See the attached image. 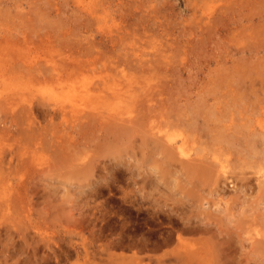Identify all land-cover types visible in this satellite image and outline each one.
<instances>
[{
  "label": "rangeland",
  "instance_id": "rangeland-1",
  "mask_svg": "<svg viewBox=\"0 0 264 264\" xmlns=\"http://www.w3.org/2000/svg\"><path fill=\"white\" fill-rule=\"evenodd\" d=\"M66 55L85 63L81 80L122 87L127 98L98 107L132 114L141 130L76 125L67 153L49 132L10 177L25 123L0 112V193L12 194L0 196V264H264L253 244L264 240V153L242 145L264 139V0H0V100L11 96L16 110L23 97L42 101L56 83L22 77L20 59L48 67L46 57ZM152 126L190 155L170 160ZM200 147L217 166L199 179L180 162Z\"/></svg>",
  "mask_w": 264,
  "mask_h": 264
},
{
  "label": "bare ground",
  "instance_id": "bare-ground-1",
  "mask_svg": "<svg viewBox=\"0 0 264 264\" xmlns=\"http://www.w3.org/2000/svg\"><path fill=\"white\" fill-rule=\"evenodd\" d=\"M91 4L93 5V3ZM59 58H61L60 61L57 60L56 56L46 57V60L49 61L48 67L47 65L33 66L31 63L32 62L31 59L27 57L25 58L22 57V59H20V61L24 64L23 65L24 69H19L17 73H20L22 77L25 78L27 76V79H34L39 82L45 81V82H55L56 83V86H55L56 88L46 93L47 95L45 94L44 97H42V101L35 102L32 96L23 97L25 104L20 109L16 110V108L18 107H14V103H12L13 98L11 96L9 97L4 96L3 99L0 100V112L4 113L5 115L4 118L8 117L7 115L10 114V119L12 121L15 120L16 116H18L21 123L23 124L25 123V125L19 124L16 127V131H18V134L20 135L17 140L20 143L22 142L24 143V146H25L24 148L26 152H22L20 148L17 149L18 151L11 149L12 153L10 154L11 157L9 158L10 165L7 166V169L9 168V170H7L6 174L4 173L5 170L1 172L5 174L6 176L11 177L12 173L15 172V168H18V166L25 165V160L26 158L28 159V155H26L27 152L31 151L33 153H36L40 149L41 150L44 149L45 143L47 142L46 135L47 134L49 135V132L52 134L50 140L52 141L51 147L54 146L53 150L58 151L59 153H67L68 147H70L68 143L73 142V135L71 133V129L75 127L76 125H78L79 128H82V129L86 127H94V129L96 130L105 132L104 134H110L116 137L132 136L136 132H139V130H141L140 129L141 124L139 123V120L135 115L134 116L136 118L132 117V114L129 115L128 118H124L123 116L119 114L116 115L111 112H106V110L102 111L98 107L100 104H106L108 101L104 103L103 100L106 101L108 97L116 98L117 96L118 99L117 98L116 99L119 102L124 100L125 97L127 98V96L124 94V89H122V87L118 88L115 91H112L111 93H107L105 90V88L108 89L106 81H103L101 83H97L96 85H94L95 83L89 84V82H85L81 80V76L85 75L84 72L86 71L85 63L82 60L77 61L71 55L60 56ZM9 78L11 79L12 77L8 76L7 79ZM102 84L104 85L101 86ZM136 98L137 97L135 96L133 99L136 101ZM91 100L92 102H90ZM89 102L93 104H90ZM42 115L49 117V121L57 118L58 126H52V128L49 130L46 127V125L42 124L41 120H39L41 119L39 117ZM154 129L156 130L155 126H152L149 128V133L157 136L156 140L152 142H154L155 146H157L156 148H158L159 151H162L163 153L166 154L167 157H170V160L171 159L176 160V158H178L179 155L181 156L190 155V153L186 151L187 148H185V143H181L176 146H174L173 144H169V142L171 143L173 141L169 138H168V141H165V139L163 140L164 137L161 135H158L161 129L158 128L159 130H156V131ZM260 132H262L260 136L263 137L264 131L260 130ZM260 132L258 134H260ZM69 136L72 137L70 140L67 139ZM254 136L255 135L253 133L250 139L245 137L246 138L245 142L240 141L242 142L244 149L247 150L246 154L250 155V157L251 156L254 157L253 155L261 153V152L264 153V144L263 146H261L262 147L261 151L257 150L258 148H256L257 147L256 145L264 143V139H261L259 141L260 143L258 142L257 144L258 140L256 141L255 139H251L252 137L254 138ZM260 136H259V139H260ZM219 138H224V134L223 133L219 134ZM236 139H237V136L232 133L231 136L228 134L225 135L224 140H226V142L231 143V142H234ZM224 140L222 139V141ZM164 141L166 142V144ZM244 149L240 150V154L241 152H245ZM243 154L244 153H242L241 156H245V154L244 155ZM195 155L196 156L194 158H191L188 160H182V162H180L181 164L183 163L182 165L183 170L185 168L186 169L185 171H187L188 174L190 173L193 175L197 174L198 176L199 175L207 176L209 175V173H211L213 170L216 169L214 167H216L217 165L215 164V160L212 159L216 157H213V155L211 156L209 153H207L204 150V148L200 147L197 151H195ZM245 158L241 157V159H245ZM14 159H17V163L15 166H12L11 162H14ZM248 160L250 161V159ZM223 162L221 161L219 163V166H218L219 168L217 170L220 172L219 173L220 175L222 174L223 176L227 178L229 177L227 176L228 175L227 174L228 164H225ZM0 164L2 166L4 163L2 164L0 162ZM10 177L6 179H10ZM199 179H200V176H199ZM259 181H260L259 187L264 185V181L262 180H259ZM9 191L10 190H7V191L5 190L2 193L4 194V196L10 197L12 196V194L9 193ZM2 193H0L1 197H3ZM180 237H181L180 234H178V238ZM253 244H255L254 248L256 249V251L257 250H261L262 252L264 251V240L256 241ZM204 252L206 255L208 253L213 254L214 249L212 248L211 245L208 246L207 248L202 247L201 251L188 253L186 255V259L187 261H192V259L195 258L196 260L200 261L201 254ZM135 258H137V256ZM136 264H142V262L136 263Z\"/></svg>",
  "mask_w": 264,
  "mask_h": 264
}]
</instances>
